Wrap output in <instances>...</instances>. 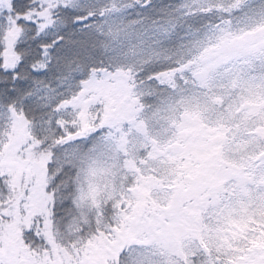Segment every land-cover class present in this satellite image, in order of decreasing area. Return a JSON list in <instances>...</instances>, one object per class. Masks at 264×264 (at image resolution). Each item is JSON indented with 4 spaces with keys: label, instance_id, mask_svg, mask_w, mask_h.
I'll return each mask as SVG.
<instances>
[{
    "label": "snow or ice",
    "instance_id": "1",
    "mask_svg": "<svg viewBox=\"0 0 264 264\" xmlns=\"http://www.w3.org/2000/svg\"><path fill=\"white\" fill-rule=\"evenodd\" d=\"M0 264H264V0H0Z\"/></svg>",
    "mask_w": 264,
    "mask_h": 264
}]
</instances>
